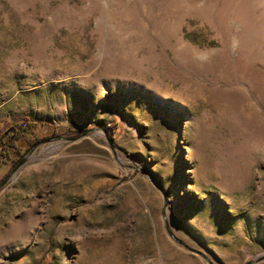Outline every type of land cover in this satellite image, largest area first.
<instances>
[{"label": "rangeland", "instance_id": "374dc122", "mask_svg": "<svg viewBox=\"0 0 264 264\" xmlns=\"http://www.w3.org/2000/svg\"><path fill=\"white\" fill-rule=\"evenodd\" d=\"M22 122L0 264H264V0H0Z\"/></svg>", "mask_w": 264, "mask_h": 264}, {"label": "trees", "instance_id": "16d2710c", "mask_svg": "<svg viewBox=\"0 0 264 264\" xmlns=\"http://www.w3.org/2000/svg\"><path fill=\"white\" fill-rule=\"evenodd\" d=\"M37 126L31 122L15 123L10 129L0 132V163L11 162L15 168L35 145L46 140L39 137Z\"/></svg>", "mask_w": 264, "mask_h": 264}, {"label": "water", "instance_id": "95a60500", "mask_svg": "<svg viewBox=\"0 0 264 264\" xmlns=\"http://www.w3.org/2000/svg\"><path fill=\"white\" fill-rule=\"evenodd\" d=\"M58 138L63 139L62 137H58ZM37 146H38V145H36V146L32 149V152L37 148ZM32 152H31V153H32ZM27 158H28V156L24 157L23 160L19 163V165L17 166L16 169L20 168V167L22 166V164L26 161ZM16 169H15V170H16ZM9 177H10V176H9ZM9 177H8V179H9ZM8 179H7V180H8ZM182 245H184L185 247H187V249H188L190 252H192V253H194V254H197V255L203 257V258H204L206 261H208L210 264H214V263L209 259V257H208L205 253H203L202 251L197 250V249H194V248H191V247H188V246L185 245V244H182ZM254 263H255V262H248L247 264H254Z\"/></svg>", "mask_w": 264, "mask_h": 264}]
</instances>
